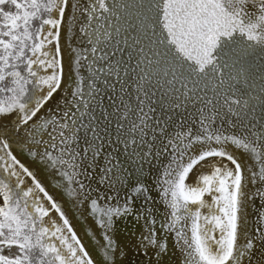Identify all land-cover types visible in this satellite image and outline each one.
Instances as JSON below:
<instances>
[{"label":"snow or ice","instance_id":"obj_1","mask_svg":"<svg viewBox=\"0 0 264 264\" xmlns=\"http://www.w3.org/2000/svg\"><path fill=\"white\" fill-rule=\"evenodd\" d=\"M130 217L182 264L264 249V0H0V264H117Z\"/></svg>","mask_w":264,"mask_h":264},{"label":"bare ground","instance_id":"obj_2","mask_svg":"<svg viewBox=\"0 0 264 264\" xmlns=\"http://www.w3.org/2000/svg\"><path fill=\"white\" fill-rule=\"evenodd\" d=\"M67 39V35L62 32V46L66 45ZM221 39L223 41L226 38L222 37ZM244 39L246 41V37ZM229 150L235 151L237 155H239V152L234 147L230 148ZM153 196L157 201L159 200V197L155 192H153ZM205 199L210 200V196L206 194ZM253 203L255 208L249 209V211L252 213L250 216L251 220H255V213L260 208V201L258 198L253 201ZM201 211H207V209H201ZM52 215L56 216L57 214L52 213ZM72 223L74 224L78 235L83 238V243L86 245L90 254L97 259L104 257V250L102 248V234L100 230L94 225V222L90 219L87 222L83 220H79V222H77V220H72ZM133 224H135V221L131 217L129 218L127 224L118 222V229L115 233V237L121 245V250L124 252V255L122 257L117 255V264H182L183 256L181 252L175 247V242L171 235L167 237L168 251L166 254H158L157 251L152 248H149L148 252L145 253L137 246L136 238L131 235L133 231ZM136 231H139L138 225L136 227ZM255 241V246L251 250V258L250 260L245 258L244 264H264V249H262L259 244L258 236L255 238Z\"/></svg>","mask_w":264,"mask_h":264},{"label":"rangeland","instance_id":"obj_3","mask_svg":"<svg viewBox=\"0 0 264 264\" xmlns=\"http://www.w3.org/2000/svg\"><path fill=\"white\" fill-rule=\"evenodd\" d=\"M56 216H58V214Z\"/></svg>","mask_w":264,"mask_h":264}]
</instances>
